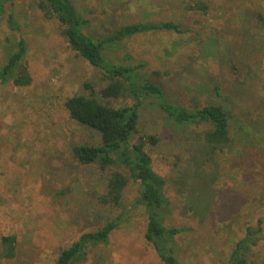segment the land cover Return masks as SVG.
<instances>
[{"label": "rangeland", "instance_id": "1", "mask_svg": "<svg viewBox=\"0 0 264 264\" xmlns=\"http://www.w3.org/2000/svg\"><path fill=\"white\" fill-rule=\"evenodd\" d=\"M73 1L94 37L146 22H173L189 30L138 35L113 56L131 57L127 64L146 63L148 75L158 72L153 80L171 103L190 109L220 105L229 114L240 143L213 151L198 137L204 126H178L144 104L133 142L145 135L159 138L146 150L167 182L172 215L166 225L185 229L176 238L181 264H230L246 227L261 221L264 236V24L256 16L264 17V0ZM32 2L15 0L10 7L19 31L0 18V67L23 39L32 77L26 87L0 84V249L3 236L17 240L15 258L0 264H55L79 235L95 231L114 213L97 202L108 172L72 155L73 146L98 145L101 139L74 122L64 106L69 97L86 93L85 83L99 89L101 73L77 56L57 21L47 20ZM201 3L206 13L187 10ZM138 194L131 182L126 204ZM146 223L143 209L132 212L108 244L90 249L85 264H162L144 240ZM251 264H264V241Z\"/></svg>", "mask_w": 264, "mask_h": 264}, {"label": "trees", "instance_id": "2", "mask_svg": "<svg viewBox=\"0 0 264 264\" xmlns=\"http://www.w3.org/2000/svg\"><path fill=\"white\" fill-rule=\"evenodd\" d=\"M15 0H0V18H6L10 30H20L16 14L10 9ZM32 8L42 13L47 20L59 24L60 36L77 54L101 73L99 89L85 83L86 93H77L65 101V109L78 125L93 131L101 143L79 144L72 148L75 161L82 165H95L102 172H108L105 191L97 202L114 213L105 215V222L95 231L82 233L67 248H64L55 264H85L90 249L106 245L114 231L127 223L130 215L144 210L146 228L144 240L156 252L162 264H181L176 254V238L184 228L169 227L166 222L172 215L171 202L165 195L166 179L152 166L146 147L157 146L156 135H145L133 142L138 134L140 108L144 104L156 106L172 123L184 127H205L199 138L213 151L237 143L231 118L220 105L187 108L171 103L161 85L153 80L154 72L148 75L146 63L127 64L113 54L130 39L155 31H173L178 34L189 32L173 22L135 23L115 28L103 37L88 33L91 23L80 12L73 0H33ZM189 11H208L203 3L187 6ZM259 25L264 17L256 14ZM28 48L25 40L15 43L6 62L0 67V84L17 87L31 85L32 77L25 64ZM131 101L130 104L115 106L113 101ZM241 145V144H240ZM121 168L124 170H121ZM126 172V173H125ZM131 182L139 187V194L130 203L125 202V191ZM259 226H248L242 238L235 244L229 263L251 264L254 249L264 241ZM17 252L15 236L5 235L1 239L0 261L12 260Z\"/></svg>", "mask_w": 264, "mask_h": 264}]
</instances>
